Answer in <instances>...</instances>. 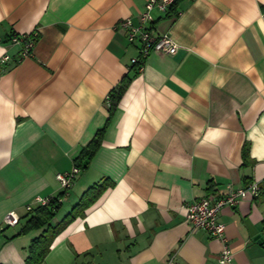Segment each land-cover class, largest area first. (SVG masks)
Returning a JSON list of instances; mask_svg holds the SVG:
<instances>
[{"label":"crops","instance_id":"crops-1","mask_svg":"<svg viewBox=\"0 0 264 264\" xmlns=\"http://www.w3.org/2000/svg\"><path fill=\"white\" fill-rule=\"evenodd\" d=\"M147 0H0V264H25L43 229L19 234L35 196L63 193L68 172L109 114L108 93L128 76L101 144L50 222L92 185L113 186L53 240L42 264H216L222 248L191 231L185 207L256 181L261 194L218 220L229 264H264V0H174L153 11L174 55L138 56L115 24ZM36 31L31 56L5 42ZM14 211L19 222L4 225ZM55 221V223H53Z\"/></svg>","mask_w":264,"mask_h":264},{"label":"built area","instance_id":"built-area-1","mask_svg":"<svg viewBox=\"0 0 264 264\" xmlns=\"http://www.w3.org/2000/svg\"><path fill=\"white\" fill-rule=\"evenodd\" d=\"M174 0H147L142 12L138 15L136 23L131 18L119 20L114 28L122 30L129 44H136L138 56L131 59V65L139 64L138 71H141L147 57L153 53L174 55L177 51V45L168 34L156 36L150 30L153 22L152 13H166ZM38 33L36 31L30 34L12 35L10 43L21 44L20 57L31 56ZM8 60L7 56L0 58V64ZM79 167H72L68 172L59 173L56 179L63 189V196H35L29 204L25 206L26 212H31L34 208L48 206L52 201L60 204L66 192L71 188L73 180L79 174ZM261 194V188L256 181H253L239 189H229L222 195L207 197L196 200L185 207V219L188 222L191 231H205L211 238L221 242L222 248L217 256L216 264H229L232 261L233 254L225 238V225L219 222L218 214L224 207L234 208L242 200L247 198L256 199ZM19 222V216L10 211L3 218L4 225L14 227ZM90 264V263H81Z\"/></svg>","mask_w":264,"mask_h":264},{"label":"trees","instance_id":"trees-1","mask_svg":"<svg viewBox=\"0 0 264 264\" xmlns=\"http://www.w3.org/2000/svg\"><path fill=\"white\" fill-rule=\"evenodd\" d=\"M14 35V34H12ZM8 36L5 42H10L11 36ZM134 64L129 67L130 71L138 73V65ZM129 83L128 76H124L122 80L108 93L106 97V103L108 107L109 117L104 124V126L98 129L91 140L82 148L80 153L75 159L76 167L80 169H85L88 162L98 150L103 136L108 128L110 120L113 113L119 103V100L125 90L127 84ZM113 183L103 180L101 183L94 184L89 187L80 197L77 204H75L69 213H67L64 218L59 221L56 225L52 226L50 222L54 218L55 214L60 208V204L52 201L48 206L34 208L30 213H34L27 221L25 227L21 230L19 234L27 233L30 230H40L43 229L41 235L33 239L27 249V255L25 258V264H42L46 255L49 252L50 246L55 239V237L63 230L67 225H69L77 217L84 215V211L89 208L95 201L103 194V192L112 187ZM58 196H63L61 193Z\"/></svg>","mask_w":264,"mask_h":264},{"label":"rangeland","instance_id":"rangeland-1","mask_svg":"<svg viewBox=\"0 0 264 264\" xmlns=\"http://www.w3.org/2000/svg\"><path fill=\"white\" fill-rule=\"evenodd\" d=\"M53 223H55V221Z\"/></svg>","mask_w":264,"mask_h":264}]
</instances>
